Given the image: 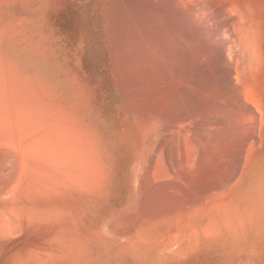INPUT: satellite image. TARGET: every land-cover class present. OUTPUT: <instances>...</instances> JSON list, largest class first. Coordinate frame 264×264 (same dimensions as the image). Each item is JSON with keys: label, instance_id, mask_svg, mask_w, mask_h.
Returning a JSON list of instances; mask_svg holds the SVG:
<instances>
[{"label": "bare ground", "instance_id": "6f19581e", "mask_svg": "<svg viewBox=\"0 0 264 264\" xmlns=\"http://www.w3.org/2000/svg\"><path fill=\"white\" fill-rule=\"evenodd\" d=\"M54 11L104 42L113 101L135 140V213L122 228L141 230L134 245L149 249H131L141 264H264V249L240 240L205 249L264 214L242 183L264 128V0H0L15 26L36 28ZM61 90L0 87V228L40 204L67 207L102 177Z\"/></svg>", "mask_w": 264, "mask_h": 264}, {"label": "rangeland", "instance_id": "374dc122", "mask_svg": "<svg viewBox=\"0 0 264 264\" xmlns=\"http://www.w3.org/2000/svg\"><path fill=\"white\" fill-rule=\"evenodd\" d=\"M4 15L0 18V87H52L53 91L55 87H63L61 94L64 96L65 106L76 114L81 128L87 130L84 135L94 140V166L102 177L95 176V172L94 178H91L94 180L96 177V183L92 182L89 189L86 186L87 191L84 190L85 185L84 188L79 187L82 190H78L77 201L74 200L73 205L70 204L73 203L70 199L66 201L69 210L63 203L56 202L52 205L54 209L48 203L40 204L38 210L37 207L30 209L31 213L26 210L27 213L23 214L25 217L22 215L14 222V225L17 224L13 225L15 228H0V264L143 263L142 256L139 258L131 250L149 249L145 245H134L136 234L141 233V230L135 234L124 231L125 226L131 224L132 219L129 217L135 213L134 209L130 210L133 205L131 198L134 183L131 175L135 140L124 127L122 113L113 101L115 78L110 75L106 65L107 54L101 45L104 42L99 35L91 34L85 23L73 27L70 22L67 27L64 15L57 11L51 12L48 19L36 28L26 23L15 26L9 21V14ZM67 29L70 32L75 30L76 37L67 40L64 36ZM94 63H97L98 68ZM261 137L262 142L251 160V169L249 168L248 175L242 181L247 186L246 193H250L251 203L248 206L255 208L264 206V128ZM61 207L65 209L63 212ZM258 223L261 225L257 226ZM117 231H120L119 234ZM244 233L236 240V235L227 231L221 239L213 237L212 243H209L210 246L207 244L205 249H237L234 244L239 240L247 247L264 249V214L257 221L251 217L249 229Z\"/></svg>", "mask_w": 264, "mask_h": 264}]
</instances>
